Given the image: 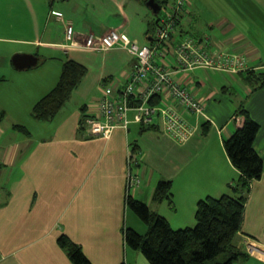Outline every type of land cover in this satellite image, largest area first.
I'll return each mask as SVG.
<instances>
[{"label":"crops","instance_id":"crops-1","mask_svg":"<svg viewBox=\"0 0 264 264\" xmlns=\"http://www.w3.org/2000/svg\"><path fill=\"white\" fill-rule=\"evenodd\" d=\"M146 1L0 0V109L5 113L0 120V264H72L57 243L60 235L78 244L93 264H150L124 240L129 225L146 231L145 224L128 214L126 197L145 202L171 227L188 224L199 198L210 191L218 196L228 192V184L239 177L223 140L243 125L244 116L237 113L241 108L259 124L254 148L264 163V86L251 88L247 105L225 114L222 105L205 102L212 92L203 101L198 98L202 114L182 111L193 129L184 142L166 134L158 118L151 124L133 122L132 112L127 128H114L110 137L84 136L82 119L97 114L105 89L117 92L137 63L124 47L87 49L85 37L114 28L139 44L157 45L159 15ZM157 1L168 8L171 4ZM68 25L74 30L71 41L65 39ZM190 27L192 36L187 34ZM182 37H208L213 49L242 55L246 69L264 71V0H186L170 41ZM40 49L59 61L62 53L86 68L70 98L48 121L36 120L32 107L60 73L36 69L45 61ZM16 53L32 54L38 62L18 70L12 64ZM165 56L158 54L153 64L173 69V78L189 90L185 83L195 69L180 71L173 56L166 51ZM191 85L196 98L201 83L193 80ZM143 90L139 85L136 91ZM158 95L151 99L155 105L176 104L168 93ZM16 124L27 132L14 128ZM130 172L140 177L136 187L127 185ZM163 179L172 182V205L153 200ZM237 246L248 257L233 264H264V172L251 182Z\"/></svg>","mask_w":264,"mask_h":264},{"label":"trees","instance_id":"trees-1","mask_svg":"<svg viewBox=\"0 0 264 264\" xmlns=\"http://www.w3.org/2000/svg\"><path fill=\"white\" fill-rule=\"evenodd\" d=\"M160 10L156 17L160 15ZM85 74L86 68L82 64L65 60L56 84L33 105L32 116L40 121L51 120ZM237 74L252 89L264 86V71L245 69ZM155 101L150 100L149 104L155 105ZM237 113L244 116L243 125L223 140V146L231 164L238 170L239 177L228 184L227 193L219 197L206 196L197 201L195 226L174 229L164 216L150 209L144 202L130 195L126 197L128 209L146 225V232L141 234L126 227L123 230L124 240L129 247L140 251L150 264H233L248 257L237 246V238L251 182L262 176L264 163L254 148L259 124L247 110L241 108ZM4 115L0 109V120ZM13 127L27 132L22 125L16 124ZM171 189V180L158 181L153 192L154 202L167 201L172 205ZM57 243L72 264H93L81 247L66 235H60Z\"/></svg>","mask_w":264,"mask_h":264},{"label":"built area","instance_id":"built-area-1","mask_svg":"<svg viewBox=\"0 0 264 264\" xmlns=\"http://www.w3.org/2000/svg\"><path fill=\"white\" fill-rule=\"evenodd\" d=\"M186 0H172L168 11L158 16L155 37L157 45L139 44L129 39L117 29H110L104 34L88 33L84 47L91 50H105L113 47H124L136 58L137 63L128 81L111 93L105 89V97L98 105L95 116L86 117L83 133L86 138H108L116 127L127 128L129 113H133L132 121L139 124H151L155 118L160 119L162 130L181 142L192 134L191 127L182 115V111L202 114L204 106L200 100L173 78V69L153 64L158 54L166 58L165 51L173 56V65L180 71L204 68L213 71L237 73L246 69L244 57L237 54L224 53L221 49H213L209 38L197 41L191 37H182L176 43L170 41L171 33L180 15L183 13ZM58 16V12L53 11ZM74 37L72 26H66L65 39ZM144 85V90L137 93V87ZM168 93L176 104L159 107L149 101ZM140 184L139 175L128 173V187Z\"/></svg>","mask_w":264,"mask_h":264},{"label":"rangeland","instance_id":"rangeland-1","mask_svg":"<svg viewBox=\"0 0 264 264\" xmlns=\"http://www.w3.org/2000/svg\"><path fill=\"white\" fill-rule=\"evenodd\" d=\"M170 2H172V0H170ZM167 11H168V6L163 5L160 10V14H163ZM193 33H194V29L192 27L188 28L187 34L191 35ZM39 53L45 54L42 57V60H45V61L40 63L36 67V69H42L45 71H49L52 74L60 73V69H61L60 65L62 66L63 60H65L67 57H65L62 53H60L59 56L61 60L59 61L58 59L49 57L48 53L43 51V49H40ZM193 80L195 82L201 83V87L198 90V93L196 94V99L199 98L200 100L203 101L202 98L208 97V94L212 92V95L209 98L210 100L209 101L206 100L205 102H207L209 105H211L212 103H215L216 105H222L224 107V114L230 112V110H232V108L234 107H237V105H247L248 100L252 97V94H253V90H251L252 87L250 85H246L238 75H228L222 72H218V71L215 72L209 69L208 70H202V69L196 70L195 69L194 71L189 72V77L187 79V82L185 83L187 87L189 88V90H192V91L195 90V88L191 85L193 83ZM85 119L86 118H83L79 125V128L80 130L82 129V131H83V123ZM171 192H172V189H171ZM213 192L214 191H210L207 193V195L199 199H202L206 196L219 197L218 195H215ZM224 193H227V191L223 192L222 194ZM195 210H196V205H195ZM195 210H194V213H195ZM128 214L133 216L135 219H138V221L141 224H144L136 216V214L132 212L131 210L128 211ZM188 222H189L188 224L185 223L184 225H181V226H178L176 225V223H173V226H175L174 228H177V229L179 227L187 228L191 226L193 227V225L195 226V218H194L193 212ZM129 223L132 224L131 221H129ZM130 226L131 225H129V227ZM184 226H187V227H184ZM145 232L146 231H144L143 233L141 232V234H144Z\"/></svg>","mask_w":264,"mask_h":264},{"label":"water","instance_id":"water-1","mask_svg":"<svg viewBox=\"0 0 264 264\" xmlns=\"http://www.w3.org/2000/svg\"><path fill=\"white\" fill-rule=\"evenodd\" d=\"M146 5L150 8L152 13L155 15L161 9V4L157 0H147ZM37 57L32 54H14L12 56V64L18 70L27 69L29 67H33L37 64Z\"/></svg>","mask_w":264,"mask_h":264}]
</instances>
